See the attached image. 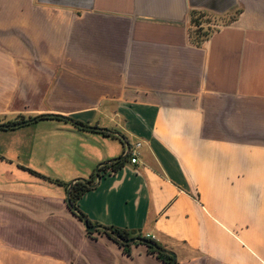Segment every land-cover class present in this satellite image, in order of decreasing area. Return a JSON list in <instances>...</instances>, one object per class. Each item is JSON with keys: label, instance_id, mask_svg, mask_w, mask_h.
Here are the masks:
<instances>
[{"label": "crops", "instance_id": "crops-1", "mask_svg": "<svg viewBox=\"0 0 264 264\" xmlns=\"http://www.w3.org/2000/svg\"><path fill=\"white\" fill-rule=\"evenodd\" d=\"M192 12L223 22L200 47ZM45 115L141 144L78 201L94 225L177 264H264V0H0V126ZM115 137L0 129V264H163L67 204L125 155Z\"/></svg>", "mask_w": 264, "mask_h": 264}, {"label": "trees", "instance_id": "trees-1", "mask_svg": "<svg viewBox=\"0 0 264 264\" xmlns=\"http://www.w3.org/2000/svg\"><path fill=\"white\" fill-rule=\"evenodd\" d=\"M206 15H208V14H205L204 15V13H199V12H192V14H191V26H192V29L190 31V38H191L192 43L195 46H197V47L202 46L207 40H209V38L211 37V35L218 30V28H219L220 25L223 24V22L221 20H219V23L218 24L215 23L211 27H209V24L210 23L207 22V21H205V20H203V17L206 16ZM226 24H229V22L226 23ZM46 119H49V120H58V121H62L64 123H67L68 120H69V118H66V117H63V116H59V115H52L51 117L41 116V117H38L37 118V120H46ZM22 122H24V120ZM18 123H20V122H18ZM13 124H17V123L16 122L8 123V126H11ZM10 128L11 127H8L7 129H10ZM81 130L84 131L83 129H81ZM100 134L105 135V136H108V137L116 138L115 136H112L111 134H108V133L100 132ZM128 157H129V155H128ZM126 161H127V159L122 160V161H117V162H115V163H113L111 165H107V166L102 167L100 169V171H106L107 172L108 170H111L112 172H116V171H118L120 168H122L125 165ZM91 189L92 188L89 187V186H87L85 183H83V182H77L73 186L72 191H71V201H72V204L75 207L78 208V201L81 199V197L85 193H87ZM78 210L86 217V215L79 208H78ZM71 212H72V210H71ZM72 214L74 216H76L81 221V219L74 212H72ZM88 222H89V224L91 226H96L89 219H88ZM109 229L113 230L116 234H118L123 239H131L132 238L129 233H127L126 231L121 230L119 228L110 227ZM87 233L90 236H92L94 234V233H91L89 231H87ZM97 234H104V235H106L104 232H100V233L98 232ZM106 236L109 239H111L112 241H114L116 244H118L120 247H122L124 249V252L126 254H128V255L130 254V247H132L133 245L124 244V243L120 242L119 240H117L116 238L110 237L108 235H106ZM147 240L152 241L150 239H147ZM152 242H154V241H152ZM137 245H143V246H145L147 248L148 253L151 254V255H155L160 261L163 262V264H170V262L172 261V257L171 256L157 251L152 246H148L146 244H141V243H137ZM157 245L159 247H161L162 249H164L159 244H157ZM174 264H177V263L175 262Z\"/></svg>", "mask_w": 264, "mask_h": 264}, {"label": "water", "instance_id": "water-1", "mask_svg": "<svg viewBox=\"0 0 264 264\" xmlns=\"http://www.w3.org/2000/svg\"><path fill=\"white\" fill-rule=\"evenodd\" d=\"M52 115H45V117H51ZM37 120V118H34L32 120H27V121H24V122H20V123H17V124H13L11 126H8V125H2L0 126V128H5L7 129L8 127H11V128H18L20 126H23V125H26V124H29L31 122H35ZM68 122L72 123V124H75L78 128L80 129H84V130H91V131H94V132H103V133H108V134H111V135H114V136H117L118 138H120L126 145V153L125 155H123L122 157L118 158V159H115V160H111L107 163H103V164H100L97 168H96V182L95 183H91V182H87L86 180L84 179H78V180H75L73 181L70 186L68 187V190H67V204L69 206V208L72 210V212H74L82 221V223L84 224L85 228L87 231L91 232V233H100V232H104L106 235L110 236V237H113V238H116L117 240H119L120 242L124 243V244H128V245H131V244H135V243H141V244H146L148 246H152L153 248H155L157 251L161 252V253H164V254H167L169 256L172 257V261L170 262V264H174L175 261H176V257L174 255V253L170 252V251H167V250H164L162 249L161 247H159L155 242H152V241H149L147 240L146 238H131V239H123L122 237H120L118 234H116L113 230L107 228V227H103V226H99V225H96V226H91L88 222V219L78 210L77 207H75L73 204H72V201H71V191H72V188L73 186L77 183V182H83L85 183L87 186L91 187V188H94L96 187L97 183L100 181V175H99V171H100V168L104 167V166H107V165H111L117 161H122V160H125L126 157L128 156L129 154V151H130V146L129 144L125 141V138L120 135L119 133L117 132H113V131H110V130H107V129H104V128H98V127H89V126H85V125H82V124H78V123H75L73 120L69 119Z\"/></svg>", "mask_w": 264, "mask_h": 264}, {"label": "built area", "instance_id": "built-area-1", "mask_svg": "<svg viewBox=\"0 0 264 264\" xmlns=\"http://www.w3.org/2000/svg\"><path fill=\"white\" fill-rule=\"evenodd\" d=\"M140 147H141V144H135V146L132 149H130V151H129V155L131 157V163L132 164L138 163V156H139L138 150Z\"/></svg>", "mask_w": 264, "mask_h": 264}, {"label": "rangeland", "instance_id": "rangeland-1", "mask_svg": "<svg viewBox=\"0 0 264 264\" xmlns=\"http://www.w3.org/2000/svg\"><path fill=\"white\" fill-rule=\"evenodd\" d=\"M205 15V14H204ZM203 20L209 22V27H211L213 24H218L219 23V20L216 19L214 16H210V15H206L203 17ZM208 24V23H207Z\"/></svg>", "mask_w": 264, "mask_h": 264}]
</instances>
